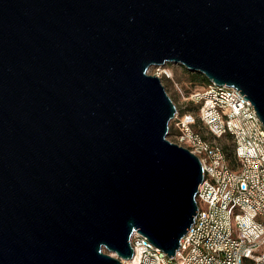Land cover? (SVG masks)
Returning a JSON list of instances; mask_svg holds the SVG:
<instances>
[{
	"label": "water",
	"instance_id": "water-1",
	"mask_svg": "<svg viewBox=\"0 0 264 264\" xmlns=\"http://www.w3.org/2000/svg\"><path fill=\"white\" fill-rule=\"evenodd\" d=\"M168 63L264 127V0H0V264H123L133 232L174 256L203 172Z\"/></svg>",
	"mask_w": 264,
	"mask_h": 264
},
{
	"label": "built area",
	"instance_id": "built-area-1",
	"mask_svg": "<svg viewBox=\"0 0 264 264\" xmlns=\"http://www.w3.org/2000/svg\"><path fill=\"white\" fill-rule=\"evenodd\" d=\"M151 69L159 79H172L166 66ZM187 100L197 106L198 120L212 137L194 130L187 105L176 108L169 124L175 144L196 156L203 172L193 224L172 258L133 232V256L122 263L264 264V127L234 88L209 82Z\"/></svg>",
	"mask_w": 264,
	"mask_h": 264
},
{
	"label": "rangeland",
	"instance_id": "rangeland-1",
	"mask_svg": "<svg viewBox=\"0 0 264 264\" xmlns=\"http://www.w3.org/2000/svg\"><path fill=\"white\" fill-rule=\"evenodd\" d=\"M166 67L172 73L171 80L166 78L160 79L161 84L165 88L166 93L168 94V96L170 97V99L172 100L173 104L177 109H180V107L184 105H187L190 108V111L192 112V114L196 119L194 130H196L203 138L211 140L212 138L211 135L198 120L197 106L194 103H192L190 100H187L192 93L199 90L202 86L208 84L209 81L204 84L199 83L198 81L194 82L193 80L196 78V76H198V74L188 71L182 65L179 64L168 63ZM147 74L153 76V70L150 68ZM169 129H170V133L167 135L166 139L170 143L175 144V140L173 137L174 130L172 129V127H169ZM224 140L225 139L222 138V140L219 141H224ZM104 252L107 253L106 251Z\"/></svg>",
	"mask_w": 264,
	"mask_h": 264
},
{
	"label": "trees",
	"instance_id": "trees-1",
	"mask_svg": "<svg viewBox=\"0 0 264 264\" xmlns=\"http://www.w3.org/2000/svg\"><path fill=\"white\" fill-rule=\"evenodd\" d=\"M195 74H198V76H196V78L193 80L194 82L198 81L199 83H202V84L208 82V80L203 75L199 73H195ZM185 110L190 111V108L187 106Z\"/></svg>",
	"mask_w": 264,
	"mask_h": 264
}]
</instances>
